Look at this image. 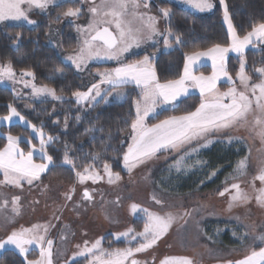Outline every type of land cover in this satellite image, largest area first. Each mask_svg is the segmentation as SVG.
<instances>
[{
    "label": "snow or ice",
    "instance_id": "6c2138e0",
    "mask_svg": "<svg viewBox=\"0 0 264 264\" xmlns=\"http://www.w3.org/2000/svg\"><path fill=\"white\" fill-rule=\"evenodd\" d=\"M60 2L61 0H0V23L23 21L27 25L36 26L38 22L30 18V13L34 10L43 12ZM181 2L199 13L211 11L216 6L214 0H181ZM85 3L91 5L87 9L88 22L77 24L76 21L83 14L82 5ZM80 5L68 7L58 12L55 17L56 21L72 18L70 22L75 25L78 34L77 47L71 54L63 57L61 62H70L78 72L84 71L92 61H113L116 66L97 69L95 75L99 79L96 82L91 83L84 91L76 90L71 93L77 108L87 113L100 105L101 100L104 101V106H107L109 97H125L129 86L139 90L138 96L132 102L134 116L128 124L130 129L127 133L128 146L122 154V170L127 171L131 176L135 169L155 160L161 152L176 154V158L166 170L169 179L173 172L178 175L187 174L194 169L204 168L208 162L200 158L201 151L215 142L224 143L225 140H221L220 137L226 131L238 127H248L249 131L254 132L259 138L264 148V66L254 68V73L258 74L260 79L258 82H253L252 75L247 71L245 57L249 47L264 45V21L254 22L251 29L241 36L233 23L226 0H219L223 10V22L227 26L228 43L226 45L215 43L206 50L186 52L184 69L179 78L161 82L154 63L159 49L141 59L126 62V57L132 54V49L140 48L147 42L158 44V38L163 39L165 49L172 48L173 43L176 45L184 43L183 35L176 32L172 26L174 12L171 7H160L159 15H155L152 14L149 0H99V2L80 0ZM161 20L166 25L163 30L159 27ZM52 23L53 21L49 22V37ZM22 39L23 34L16 32L12 46L17 51L19 41ZM51 42L49 38V43ZM230 53L236 54L239 58V69L235 77L228 71L227 61ZM204 58L212 62L211 74L195 75L193 69ZM64 74L63 69L57 67L48 79L63 78ZM35 79V73L30 68L22 69L18 77L10 59L0 63V82L11 81L13 85L22 83L25 88L31 89L30 95L34 100L51 99L65 102L69 99L63 94L62 89L58 94L54 87L47 84L37 85ZM222 79L230 85L224 91L217 87V82ZM109 88L113 91L108 92ZM190 88L199 89L200 93V103L193 111L157 119L163 111L171 109L174 112L181 100L189 95ZM13 91L15 92L14 87ZM15 96L18 98L20 93L16 92ZM7 107L9 114L0 118V121H12L13 118H18L32 130L35 134L34 138L39 141L37 146L32 143V138L25 139L23 136L12 135L11 132L0 134L7 139L5 146L0 149V174L3 176V179H0V186H11L23 192L25 184L29 187L33 186L41 180L42 174H46L47 170L56 166L54 157L49 154V147L59 141L60 137L46 133L43 122L39 127L32 124L11 103ZM83 119L78 111L75 121L79 123ZM150 119L156 122L150 124L148 123ZM53 123L58 124L59 121ZM68 124L69 117L66 115L65 129L68 128ZM95 130L96 124L93 123L85 129V133ZM99 130L104 131L103 127ZM107 139H112L111 130L107 133ZM242 140V137L231 135L226 138L228 144ZM21 143L28 145L27 152L20 147ZM120 143L123 145L125 140L122 139ZM63 147L61 164L71 165L79 184L84 185L86 181L95 184L105 177L109 185L118 186L122 182L120 173L113 172L112 165L107 162L103 164V175L93 164L85 165L82 171L77 170L76 159L79 158L74 159L71 156L72 150L67 141L64 142ZM250 151L249 149V154L235 163L232 172L225 178L227 186L219 192L221 197L228 196L226 210L229 212L235 207L247 206L253 199L240 183H228L229 180L237 181L247 175ZM86 155H90L93 161H99L101 158L100 152ZM36 157L42 162L37 163ZM218 171V168L213 169L206 178L212 179ZM143 179L155 183L150 180V173ZM254 179H258L264 185V159L259 161L258 173ZM203 182L201 181V184ZM48 190L49 185H43L42 191ZM75 191L73 185L61 194L64 204L53 209L52 219L57 221L61 219L56 212L66 208L68 203L73 201ZM254 191L257 206L264 209V186L259 189L254 188ZM95 192L96 189L85 187L81 200L73 204V211L78 212L84 203H94ZM101 198L103 199V196ZM22 199V195L19 194L12 195L9 199L6 193L0 191V217L5 226L13 224L22 214ZM121 199L122 197L118 196L116 200L107 201L106 204L119 205ZM151 199L158 206V210H150L135 202L129 206L132 213H143L145 222L142 230L136 231L133 227H128L122 232L112 234L116 241L123 238L125 247L105 248L102 243L103 238L94 241L85 240L83 244L75 245L77 250L64 261V264H78L80 259L86 260L87 264H149V261L139 259L138 254H144L157 246L158 242L169 233L173 224L183 221L181 227H185L189 220H193L199 229L200 221L195 220V217L204 210V205L176 208L174 205L166 204L156 190L151 193ZM105 218L111 219L107 212ZM234 219L237 221V226H242L245 231L237 232L234 228L232 236L246 247V254L239 259L224 260L223 264H264V231L258 232L255 225H241V218L238 216ZM54 227L55 225L49 222L13 228L5 238L0 239V250L14 249L23 258L24 264H55L57 257L66 254L67 242L74 233L71 225L64 224L60 230L59 242L65 247L58 248L54 239L49 238ZM249 229L251 231H248ZM220 231L222 229L218 228L217 234ZM208 239L212 237L209 236ZM33 250H38L39 255L29 259ZM159 264H196V261L188 256H165Z\"/></svg>",
    "mask_w": 264,
    "mask_h": 264
},
{
    "label": "trees",
    "instance_id": "16d2710c",
    "mask_svg": "<svg viewBox=\"0 0 264 264\" xmlns=\"http://www.w3.org/2000/svg\"><path fill=\"white\" fill-rule=\"evenodd\" d=\"M233 23L237 28V32L242 36L251 29L254 22L264 21V0H226ZM162 7H171L174 12L173 28L176 32L183 35L184 43L176 45L173 43L172 48L158 53L155 67L158 77L161 82L170 79H177L181 75L184 63V54L195 50H206L215 43L227 44L228 35L226 28L221 19L219 9H214L209 13L196 14L180 5L169 1H161ZM80 6L77 2H61L50 9L51 20L55 23V17L58 12L66 10L68 7ZM83 14L79 19H82ZM21 32L23 39L19 41V50L17 51L12 46V40L15 39V33ZM46 25L37 24L36 26H27L23 24H9L0 26V63L11 60L15 71L22 69H31L34 71L38 84H47L57 89L59 94L63 90V94L71 96V93L76 90L82 91L80 76L75 73L69 66L61 62L59 55L55 49L45 41ZM61 46L65 50L72 49L76 45L75 38L70 33V28L67 26L60 34ZM143 52L138 53L131 58L137 59L141 57ZM247 71L252 72V69L258 65H264V45L261 49L249 48L246 50ZM128 58V59H131ZM237 59L229 57L228 70L234 72L237 68ZM61 68L64 71L63 78L48 79L53 75L56 68ZM138 89L129 88L125 98L119 102L108 106L100 105L85 113L77 108L74 99L70 98L65 102L52 101H31V107L24 110L21 107V101L14 96L12 88L0 84V117L8 114V104L16 107L21 115L25 116L32 124L39 127L43 122L44 130L49 135L59 136V141L49 147V154L56 161V166L47 170L43 174V178L47 179L53 176H75L71 165H62L64 153V142L67 141L71 147V156L76 159L77 170H83L87 164H93L97 170L103 168L105 162L112 165L113 172L120 174L122 170V154L126 151L127 133L130 130L131 118L134 116V108L132 107L133 99L138 96ZM200 103L198 95H191L183 98L179 106L173 112L171 109L163 111L157 119H163L167 115H180L186 111H193ZM53 109L55 111L53 112ZM80 113L84 117L82 121L77 123L75 116ZM69 117L68 128H64L65 116ZM59 121L54 124L53 121ZM150 124L156 120H149ZM93 123L96 124V130L90 133H85V129L89 128ZM103 127L104 131L99 129ZM123 129L124 131H119ZM1 133L6 134L11 132L12 135L24 136L32 138V143L36 144L33 137L29 135L28 128L19 123H12L8 126L0 127ZM111 130L112 139H107V133ZM225 134L220 137L225 140L224 143L215 142L208 148L203 149L200 153V158L208 162L204 168H197L187 174H176L173 172L171 178H168L167 167L176 158V155L169 158L168 161L160 165L156 173V179L161 188L173 195H184L190 193L207 192L218 190L225 185V178L232 172L235 163L248 154V146L243 139L241 142H226ZM235 136V135H231ZM125 140L121 145L120 141ZM5 136L0 135V148L6 144ZM26 143H21L24 151H27ZM106 147V151H105ZM92 152H100L101 158L99 161H93L90 155ZM196 159V157H193ZM219 169L217 174L212 179L206 177L213 169ZM249 167L247 169V172ZM163 178V179H162ZM241 178V177H240ZM201 181H204L201 184ZM233 180H229L231 182ZM208 230L215 233L218 238L223 239L225 245L241 247L240 241L232 236V229L237 232H243L240 227L227 222H216L210 224ZM222 229L217 234V229ZM215 229V230H214ZM122 240L116 245H123ZM119 246V247H120ZM122 247V246H121ZM39 255L38 250H33L29 255V259H34ZM86 260L80 259L78 264H86ZM0 264H24L23 258L12 248H6L0 252Z\"/></svg>",
    "mask_w": 264,
    "mask_h": 264
},
{
    "label": "rangeland",
    "instance_id": "374dc122",
    "mask_svg": "<svg viewBox=\"0 0 264 264\" xmlns=\"http://www.w3.org/2000/svg\"><path fill=\"white\" fill-rule=\"evenodd\" d=\"M74 1H78L80 3V0ZM161 1L165 0H149L152 14L159 15L158 8L162 7L160 5ZM166 1L180 5L181 7H184L185 9H188L196 14H202L186 6L181 2V0ZM97 2H99V0H97ZM214 3L216 5V1ZM90 6L91 5L87 3L82 5L84 8V18L81 21L78 19L76 21L77 24H86L88 22L89 17L87 9ZM51 8L52 6L43 12L40 10H34L32 13H30V18L36 20L38 22L37 24L41 23L46 25L45 41L55 49L62 61L63 57L71 54L77 47L78 34L75 31V25L70 22L72 18H64L59 23H52L51 35L49 37V22L52 21L49 12ZM213 10L204 13H209ZM9 24L27 25L23 21H8L6 23H0V26L3 27ZM65 25L67 28H70V33H72L76 41L75 47L69 50H65L61 46L60 34L63 29L60 28V26ZM159 27L161 30L166 27L163 20H161ZM49 38L52 41L51 43H49ZM158 39V44L154 42H147L140 48L132 49V54L126 57V62L134 60V57H131L141 52H143V54L140 59L145 55L151 54L157 49H159V52L167 50L164 48L163 39ZM57 44L60 46L57 47ZM63 63L66 66H69L80 76L81 84L83 86L82 91L86 90L91 83H94L99 79V77L95 75L97 69L103 70L105 68H112L116 66L115 62L113 61H92L89 62L84 71L78 72L75 70L74 66L70 65V62L65 61ZM236 66L239 69V60L236 62ZM261 66L262 65H258L254 68ZM254 68L252 69V73L255 77H252V80L254 82H258L260 77L258 74L254 73ZM16 73L19 77L20 71H16ZM25 79L31 78L25 77ZM0 84L12 88V91L14 87V96L16 92L20 93L18 99L21 101V107L24 110L30 109L31 101L34 100L31 98L30 88H25L22 83H16L13 85L11 81L0 82ZM36 84L43 85L38 83ZM129 88H132V86H129ZM112 91L113 90L111 88L108 89V92ZM105 95H107V93ZM65 96L71 98V96ZM124 98L125 97H109L108 105L119 103ZM101 101L102 105L104 106V101ZM12 123H19L22 126L27 127L22 122H20L18 118H13L12 121H0V125L5 126H8ZM236 131L240 135L238 137H242L246 141L248 146V154L249 149L251 150L249 170L247 175L239 178L237 181H231L229 184L233 182L240 183L241 187L253 197L247 206L235 207L231 212L226 210L228 196H219V192L227 186L226 184L218 190L216 189L207 192L190 193L184 195H173L166 192L158 184L156 173L160 165L168 161L170 157L176 154L171 152H161L155 160L135 169L131 176L127 171L120 174L122 177V182L118 186L109 185L107 183L106 177L103 180L97 181L95 184H93L91 181H86L84 185H81L76 181V177L73 176V174L70 177H62L63 175H57L47 179L43 178L42 174L41 180L37 181L33 186L29 187L27 184H25L23 192H20V190L11 186H0V191L6 193L9 199L15 194L22 195L23 197V212L15 219L13 224L5 226L2 217H0V239L5 238L13 228H19L20 226L29 227L33 224H44L51 222L55 225V227L52 228L49 238L54 239L56 247L64 248L65 246L61 245L59 242L60 230L64 224H69L71 225V230L74 233V236H72L67 242L66 254L63 257H57L55 264H64V261L68 259V257H70L74 251L77 250L75 245L83 244L85 240L94 241L97 238H103V247L122 248L126 246L125 242H123V245H121L122 247L119 244L116 245V243H119L120 240H114L112 234L116 232H122L128 227H133L136 231L142 230L145 222L143 213L134 214L130 211L129 206L131 203L135 202L140 204L142 207L149 208L150 210H158V206L151 199V193L153 190H156V192L166 204L174 205L176 208H180L181 206H183V208H192L198 205H204L205 207L204 210L195 217V220L200 221L199 229L193 220H189L185 227H181L184 222L179 221L178 223L173 224L169 233L158 242L157 246L144 254H138L139 259L147 260L149 261V264H159L160 260L165 256H188L193 258L196 261V264H223L224 260H235L242 258V256L246 254V247L244 245L241 247L225 245L223 239H216L218 237L213 236L215 233L208 230L207 227L210 224L216 222H227L237 225V221L234 219V217L238 216L241 218V225H255L258 232L264 231V209H261L257 206L255 202L254 191V188L259 189L260 187L264 186L258 179H254L258 173L259 161L264 159V148H262L259 138L255 136L254 132H250L248 127H238L236 128ZM28 132L29 135L33 137L36 143L35 145L38 146L39 141L38 139L34 138L35 134L30 128H28ZM232 135H235L234 132H232ZM24 138L27 139L26 137ZM35 159L37 163L42 162L38 157ZM98 171H100L101 175H103L102 167ZM149 173L150 180L155 181V183H151L143 179V177ZM0 179H3L2 174H0ZM43 185H49V190L47 192L42 191ZM73 185H75L76 189L73 201L69 202L66 208H62L60 211L56 212V215L61 217L59 221L52 219L53 209L64 204L61 194L67 191L68 188ZM85 187H88L89 189H96L94 194V203H84L78 212L73 211V204L81 200V196ZM101 196H103V199ZM118 196L122 197L119 205L106 204L107 201L116 200ZM33 201H39V203L34 204ZM105 212L109 214L111 219L105 218ZM240 228L242 231H245L242 226H240ZM248 231H251V229ZM209 236H211L212 239H208ZM121 240L124 241L123 238ZM232 249H235V251H232ZM1 251L2 250H0V252Z\"/></svg>",
    "mask_w": 264,
    "mask_h": 264
},
{
    "label": "crops",
    "instance_id": "0c3cea01",
    "mask_svg": "<svg viewBox=\"0 0 264 264\" xmlns=\"http://www.w3.org/2000/svg\"><path fill=\"white\" fill-rule=\"evenodd\" d=\"M65 1H67V2H77L79 5H80V3L78 2V1H74V0H64V1H61V2H65ZM216 1V6H215V8L214 9H219V11H220V13H221V19H222V21H223V10H222V8H221V6L219 5V0H214V2ZM60 2V3H61ZM59 4V3H58ZM81 6V5H80ZM53 7V6H52ZM83 8V7H82ZM83 11H84V8H83ZM83 18H84V16H83ZM82 18V19H83ZM82 19H79L80 21L82 20ZM224 23V22H223ZM224 26H225V28H226V32H227V26L224 24ZM66 27V25L65 26H60V28H62V29H64ZM228 35V34H227ZM261 45L262 44H257V46L255 47L256 49H258V50H260L261 49ZM249 48H252V47H249ZM248 48V49H249ZM229 57H233V58H236L237 59V62H238V60H239V58H238V56L236 55V54H234V53H230L229 54ZM229 57H228V59H229ZM245 57H246V54H245ZM137 59H140V57L139 58H137ZM135 60V59H134ZM246 62H247V58H246ZM248 64V63H247ZM227 66H228V61H227ZM262 66H264V65H262ZM183 69H184V63H183V67H182V72H183ZM193 71H194V74L195 75H199L200 73H203V74H205V75H210L211 74V72H212V62H211V60L210 59H208V58H204L203 60H202V62H200L199 63V65L198 66H196L194 69H193ZM229 71V70H228ZM238 71V67L236 68V70L234 71V72H230L229 71V73H230V75H232L233 77H235V74H236V72ZM182 72H181V74H182ZM249 74L250 75H252V77H255L254 75H253V73L251 72H249ZM178 79V78H177ZM254 82V81H253ZM237 84H238V81H237ZM230 85L227 83V82H225L223 79L222 80H220V81H218L217 82V87L221 90V91H224V90H226L228 87H229ZM191 95H198L199 97H200V93H199V89H196V88H190L189 89V95L188 96H191ZM187 96V97H188ZM149 123V122H148ZM2 125H0V127H1ZM5 126V125H4ZM232 132H234V134H235V136H240L239 135V133H237V131H236V128H234V129H231V130H229V131H226L225 133H224V135L225 134H231L232 135ZM7 143V142H6ZM5 146V145H4ZM3 146V147H4ZM127 146H128V143H127ZM127 146H126V149H127ZM3 147H1L0 149H2ZM21 147V146H20ZM26 147H27V151L29 150V147H28V145H26ZM22 148V147H21ZM27 151H25V152H27Z\"/></svg>",
    "mask_w": 264,
    "mask_h": 264
}]
</instances>
